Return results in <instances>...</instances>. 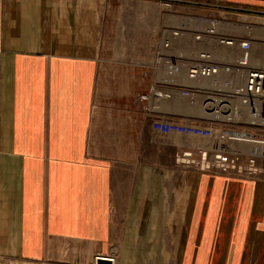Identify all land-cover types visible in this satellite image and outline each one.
<instances>
[{"label": "crops", "instance_id": "0c3cea01", "mask_svg": "<svg viewBox=\"0 0 264 264\" xmlns=\"http://www.w3.org/2000/svg\"><path fill=\"white\" fill-rule=\"evenodd\" d=\"M201 2L153 39L154 59L162 52L178 63L187 50L179 39L162 50L167 34L215 18L233 46L195 42L191 27L183 39L215 59L230 55L217 59L224 65L247 41L251 67L264 68V0ZM99 16L98 0H0V264H93L97 255L159 264L161 230L178 222L179 264H264V175L200 170L211 140L162 136L148 123L146 107L163 100L168 108L156 116L212 125L177 108L181 92L192 91L186 98L203 110L211 81L199 87L184 66L175 85L152 62L154 87L169 97L141 101L143 67L102 72L101 45L112 38Z\"/></svg>", "mask_w": 264, "mask_h": 264}, {"label": "built area", "instance_id": "2783aa9c", "mask_svg": "<svg viewBox=\"0 0 264 264\" xmlns=\"http://www.w3.org/2000/svg\"><path fill=\"white\" fill-rule=\"evenodd\" d=\"M198 21L203 25L199 32H193L185 26L171 30L162 41V50H168L172 40L183 38L191 32L194 33L196 41H202L207 37L219 45L228 47L234 45L233 39L220 35V20L204 18ZM238 47L241 54L232 65H224L211 53L204 51L184 64L176 63L162 52L157 53V64L164 68L173 84L184 66L189 81L196 84L204 80L211 81L212 91L205 95L203 111L206 115L204 120L212 126L180 123L156 117L153 118L152 128L162 136L180 135L211 140L213 142L211 151L200 153V160L196 163L200 170L258 177L264 175V150H259L258 147L264 148V68L251 67L250 46L247 41L238 43ZM223 75L228 78L221 80L220 77ZM237 78L239 81H236ZM190 93L192 91H183L181 95L187 97ZM149 95L157 99L169 97L167 93L152 86L148 95H141L139 99L148 102ZM241 110L245 112V120L241 118ZM146 112L153 113L148 107ZM235 143L255 145L257 149L247 155L232 149L231 146ZM184 156L189 159L190 154Z\"/></svg>", "mask_w": 264, "mask_h": 264}, {"label": "rangeland", "instance_id": "374dc122", "mask_svg": "<svg viewBox=\"0 0 264 264\" xmlns=\"http://www.w3.org/2000/svg\"><path fill=\"white\" fill-rule=\"evenodd\" d=\"M194 4H193V3ZM192 3V4H191ZM201 0H113L111 3L108 0H98V11L100 17V23L103 25V22L106 24V28L102 27V32L104 30L111 33L110 45L107 42L101 45L102 52L100 54V62L103 66V73L105 71L113 74L117 71L125 70L129 65H139L143 67V70L139 69L140 75H142L144 81V88L146 92L150 90V87L158 86L155 81L156 78L159 80L160 74L156 73L150 65L154 62L156 65V55L149 53L151 47H153V39L156 37V40L160 38V34L168 30L169 27H172L178 20L175 18L179 13L183 14L187 11H184V8L193 6L201 7ZM189 13V12H188ZM192 13H199L194 10ZM108 14L110 21L108 22ZM154 19H159V23ZM159 24V28L157 25ZM178 24V23H177ZM154 26V27H153ZM180 25H176L178 27ZM189 26L194 31H201L202 27L197 23H189ZM189 27V28H190ZM158 28V31H154ZM194 37V36H193ZM198 42V41H195ZM200 43V42H199ZM177 47L186 49V53H177V61L181 63L190 62L194 59L199 53L198 45L194 44L189 38H182L177 41ZM109 48V50H108ZM110 49L116 52H111ZM128 51V52H127ZM216 59H225L229 58L230 55L225 53L217 54ZM154 64V65H155ZM153 65V66H154ZM155 65V67H157ZM144 66H147L149 69H144ZM146 67V68H147ZM130 70V67L128 68ZM224 79V76L221 77V80ZM239 81V78L236 79ZM176 84H183V79L180 74L175 79ZM198 85L200 83H197ZM202 85L200 84L199 87ZM147 94V93H146ZM144 95V94H143ZM169 103L166 101L156 100L151 103V111L154 118L157 113L167 110ZM177 108L184 113L187 110L188 115L195 117H206L204 111L202 110L201 105L194 99L192 102L186 97H181L177 99ZM155 112H157L155 114ZM241 118L245 120V112L241 110ZM198 118V119H200ZM153 119L150 118L148 122L152 126ZM175 121V120H174ZM212 126V125H210ZM232 149L240 151L244 154H251L253 150L257 149L255 145L248 144H233ZM200 169V168H199ZM183 246V231L182 223L178 222L177 228L175 230L163 229L161 230V245L159 251V264H179V258H181V248ZM144 250V247H136L137 250ZM114 249L112 254L115 255ZM181 254V255H180ZM136 256L133 255V257ZM143 256L146 257V253H143ZM97 257V258H96ZM100 257L111 259L114 264L113 258L109 256H95V259ZM131 257V255H130ZM137 257H142V255H137ZM136 264H152V262H135Z\"/></svg>", "mask_w": 264, "mask_h": 264}, {"label": "water", "instance_id": "95a60500", "mask_svg": "<svg viewBox=\"0 0 264 264\" xmlns=\"http://www.w3.org/2000/svg\"><path fill=\"white\" fill-rule=\"evenodd\" d=\"M95 263L96 264H113L111 259L103 258V257L96 259Z\"/></svg>", "mask_w": 264, "mask_h": 264}, {"label": "bare ground", "instance_id": "6f19581e", "mask_svg": "<svg viewBox=\"0 0 264 264\" xmlns=\"http://www.w3.org/2000/svg\"><path fill=\"white\" fill-rule=\"evenodd\" d=\"M220 79H221V77H220ZM206 81L208 82V80H206ZM207 82H206V83H207ZM201 84H202V82H201ZM203 84H205V83L203 82ZM258 147H259V150H264V148H263L262 146H261V147L258 146Z\"/></svg>", "mask_w": 264, "mask_h": 264}]
</instances>
